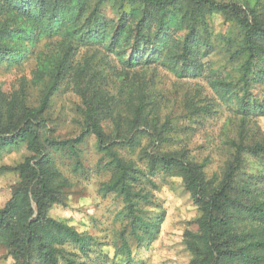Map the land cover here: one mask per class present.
I'll list each match as a JSON object with an SVG mask.
<instances>
[{
    "label": "trees",
    "instance_id": "1",
    "mask_svg": "<svg viewBox=\"0 0 264 264\" xmlns=\"http://www.w3.org/2000/svg\"><path fill=\"white\" fill-rule=\"evenodd\" d=\"M212 15H221L228 24L224 50L239 61L236 77L213 81L212 87L239 120L236 138L228 141L229 160L219 175L208 178L204 162H193L185 150L163 149L171 143L168 123L159 125L157 103L147 100L143 87L131 84L129 75L158 64L180 79L202 76L210 68L204 60L214 51L206 22ZM43 39L55 40L56 46L38 67L46 76L38 104L28 103L24 86L11 93L0 90V158L22 149L12 165L0 168L18 176L0 207V246L6 255L15 264L93 262L91 255L99 246L95 238L50 216L54 206L63 205L52 152H64L78 166L80 146L91 135L103 154L99 164L108 159L102 165L109 174L102 191L124 204L117 214L125 224L117 231L114 257L131 264L141 247L156 240L164 213L151 191L159 189L153 178L162 175L164 181H180L196 210L182 233L189 264H264V174L241 172L245 156L264 161V136H250L247 129L250 118L264 116V96L255 91L264 85V0L252 5L217 0H0V64L21 65L30 53L27 47ZM82 49L90 57L77 59ZM102 55L113 57L114 70L120 69L122 83L114 90L104 67L95 63ZM64 82L80 99V131L72 138L53 137L48 127L51 97ZM209 109L203 107L200 115ZM105 122L111 124L109 134ZM123 149H138L144 168L125 161L118 152ZM104 256L98 250L100 264L109 262Z\"/></svg>",
    "mask_w": 264,
    "mask_h": 264
},
{
    "label": "rangeland",
    "instance_id": "2",
    "mask_svg": "<svg viewBox=\"0 0 264 264\" xmlns=\"http://www.w3.org/2000/svg\"><path fill=\"white\" fill-rule=\"evenodd\" d=\"M221 2H249L255 0H217ZM262 4V1H259ZM110 15V12H107ZM214 51L204 60L209 64L203 75L194 79H180L162 66L154 64L135 70L129 78L130 83H138L143 87L147 100L156 102L159 125L167 122V136L171 143L163 149L184 151L196 163H205L206 177L219 175L231 156L228 141L234 140L237 134L239 118L233 112V107L222 104L217 98L212 82L230 79L237 76L239 61L230 59L224 50L223 37L230 32L228 24L223 22L221 15H212L206 19ZM55 40L43 39L34 47L28 46L26 58L19 66L9 63L0 64V90L11 93L26 87L28 103L38 104L46 76L38 72V67L54 53ZM89 50V49H88ZM89 56L86 49L79 51L77 59ZM95 63L101 65L108 76L109 89L118 88L122 80L120 69L113 68V57L103 58ZM101 60V61H100ZM101 68V67H99ZM41 77V81L37 77ZM124 84H129L123 81ZM64 82L50 100L47 111L48 127L53 137L72 138L80 131V115L78 107L80 99L73 92L70 84ZM255 91L264 96V85L255 88ZM203 107H210L207 115H200ZM106 134L111 132V124L103 123ZM248 135L264 136V116L250 118ZM145 143L142 141V146ZM22 150V149H21ZM21 150L11 151L0 158V168L12 165L19 157ZM119 154L127 162L143 169V162L139 161L138 149L129 151L119 150ZM103 154L97 149L93 136H87L80 146L79 165L64 154L52 152V167L55 169L62 194L63 205L54 206L50 216L62 220L73 226L78 232L95 238L99 243L96 253L91 257L93 262L100 264L96 257L98 250L104 254L109 262L104 264H126L123 258L114 257L117 241V231L125 224L118 217L123 209V202L115 195L104 194L101 188L109 174L105 173L100 163ZM242 173L249 175L264 174V161L245 156ZM18 180L15 173L0 171V207L10 197V188ZM158 190H152L153 201L164 213L158 236L149 246L141 247L132 257L131 264H189L190 254L182 243V233L186 221L196 217V210L191 205L188 195L180 188V181L175 178L164 181L162 175L153 178ZM263 185V184H262ZM129 244L133 247L130 240ZM0 264H15L13 259L6 255V250L0 246ZM103 264V263H102Z\"/></svg>",
    "mask_w": 264,
    "mask_h": 264
}]
</instances>
